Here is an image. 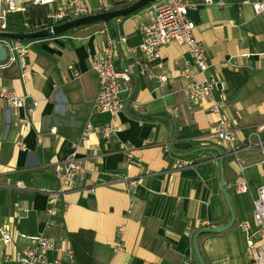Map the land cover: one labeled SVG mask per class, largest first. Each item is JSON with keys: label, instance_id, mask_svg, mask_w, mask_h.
I'll return each instance as SVG.
<instances>
[{"label": "crops", "instance_id": "obj_1", "mask_svg": "<svg viewBox=\"0 0 264 264\" xmlns=\"http://www.w3.org/2000/svg\"><path fill=\"white\" fill-rule=\"evenodd\" d=\"M98 1L82 0L95 12ZM108 1L111 8L124 2ZM191 1L197 5L188 12L193 37L204 48L208 64L203 74L178 43L161 47L159 59L129 53L141 43L140 24L153 18L150 5L116 19V25H88L22 43L0 41L10 48L23 47V63L18 51L11 50L13 60L0 66V87L24 97L27 106L37 102L26 127L16 122L25 114L22 109L0 103V228L12 237L9 246L0 240V250L12 256L6 264H17L13 257L33 246L15 232H43L54 241L56 250L47 254L48 264H198L194 233L230 218L221 176L235 223L221 234L201 236L200 253L205 264H251L247 240L257 230L252 201L264 184V166L257 164L260 151L254 145L248 148L247 138L264 124V114L256 110L264 108V63L258 56L264 53V13L255 14L244 0H224L223 7ZM15 4L29 28L44 26L58 8L57 2ZM6 13L0 6V31ZM104 28L116 40L125 38L117 46L116 69H122L123 59L126 66L133 62L122 93L124 109L115 117L92 111L99 84L90 58L103 46ZM184 67L198 80L216 82L213 99L225 96L221 117L231 123L240 148L237 156L245 161L243 172L213 133L218 116L208 110L209 101L189 102V81L179 74ZM162 75L167 77L164 82L158 80ZM87 121L91 133L80 140ZM107 125L114 132L105 139L98 131ZM258 136L264 143V131ZM250 140L255 143L257 136ZM74 144L87 169L85 178L61 198L57 226L44 230L48 193L58 189L54 167L67 159ZM182 160L190 164L181 166ZM131 180L136 181L133 187ZM242 180L248 191L239 194L235 185ZM17 182L25 190L17 189Z\"/></svg>", "mask_w": 264, "mask_h": 264}, {"label": "built area", "instance_id": "obj_2", "mask_svg": "<svg viewBox=\"0 0 264 264\" xmlns=\"http://www.w3.org/2000/svg\"><path fill=\"white\" fill-rule=\"evenodd\" d=\"M124 1L133 3L136 0ZM56 2L58 3L57 11L48 16V20L55 23L54 25L58 22L62 23L65 20H73L94 14L98 11H106L111 8V4L108 0H99L96 12L88 5L84 4L82 0H31L33 5L38 6L52 5ZM203 3L205 5H218L219 7L225 6L224 0H203ZM242 4L250 5L255 14L264 13V1L244 0ZM0 6H5L7 12L16 11L15 0H0ZM196 6L197 5L191 0H157L152 3L150 5V10L153 14V18L147 23L140 24L139 29L142 35L141 43L136 47L129 48V53L135 54L139 52L148 59H159V49L161 47L171 43H178L186 47L192 64L203 74L208 68L205 51L202 45L194 39L193 31L195 26L188 18V12L191 9H195ZM1 29H4V24L1 26ZM102 33L105 34L103 46L99 53L90 58V67L96 74L99 84L97 94L93 101L92 111L108 113L111 117H115L124 109L122 93L126 90L130 82L133 62L123 70L116 69L115 59L117 57V46L120 43H124L125 38H118L117 40L112 38L107 28H104ZM8 50L18 51V58L20 62L23 63L22 46L16 45L11 48L8 47ZM258 56L264 63V53H260ZM12 60L13 59H9L7 63ZM68 68L72 69L71 66ZM73 74L77 76L75 71ZM179 74L189 81L187 87L189 102L209 101L208 110L218 116L213 126V133L216 139L224 144L228 154L234 158L240 172H243L245 161L237 156L240 148L236 145L231 123L221 117L226 98L224 95H221L219 100H215L212 97L216 82L207 77H203L200 80L196 79L187 67L182 68ZM166 79L167 77L165 75L158 77L160 82H164ZM0 103L4 104L8 109H22L25 112L22 117L18 116L16 120L17 124L21 127L28 126V117L37 106L36 101H33L30 106H27L24 97L17 95L14 90L5 86L0 87ZM91 129V123L89 121L85 122L81 129L80 140L87 138L91 133ZM263 131L264 124L259 125L253 129L252 133H250L247 138V147L249 148L251 145H254L257 146L260 151L261 159L257 162L260 166H264V143L260 140L258 135ZM50 132L54 134L55 128H52ZM98 132L102 137L108 139L114 132V128L111 125H107L102 127ZM252 135L257 136V141L255 143H252L250 140ZM17 145L21 149H24V145L21 141H18ZM77 146V144L72 145L71 153L67 159L54 167V178L57 182L58 189L48 193V206L45 209L46 221L44 223V230L57 226V222L54 218L57 215L58 204L61 198L72 191L76 185L85 178L87 169L77 157ZM127 157L130 158L131 155L128 154ZM189 164L188 161H180L181 166H188ZM135 184L136 181H129V186L133 187ZM15 187L25 190V186L22 182H17ZM235 191L239 194L246 193L248 191L247 181L242 180L237 183L235 185ZM252 215L257 230L248 238L247 249L251 264H262L264 262V184L258 187L257 196L252 201ZM245 226V224L242 225L244 228ZM122 230L123 228L120 227L119 232H122ZM15 233L17 237L28 238L33 243L31 248L24 249L13 257V260L16 261L17 264H48L47 254L56 250L54 241L43 232L33 236H27L20 232ZM0 240L5 246H9L12 243V237L6 229L0 228ZM118 248H122L121 243L118 244ZM67 254L71 255V251L67 250ZM10 258H12V256L0 250V264H6ZM184 264L190 263L186 261Z\"/></svg>", "mask_w": 264, "mask_h": 264}, {"label": "water", "instance_id": "obj_3", "mask_svg": "<svg viewBox=\"0 0 264 264\" xmlns=\"http://www.w3.org/2000/svg\"><path fill=\"white\" fill-rule=\"evenodd\" d=\"M157 0H136L128 6L114 9L106 12L94 13L91 15H87L84 17H79L73 20H69L67 22H62L56 25H52L49 27L41 28L33 32L29 33H10L6 31H0V41H12V42H22L25 40H34V39H47L55 36H59L68 32L72 29H75L80 26L86 25H94V24H101V23H112L115 24L116 19L121 17H126L131 15L132 13L139 11L140 9L144 8L148 4H152ZM9 60V50L6 45L0 44V66L6 64ZM126 68V62L123 59L122 61V70ZM170 131L172 127L170 125ZM221 159V158H220ZM221 164V162H220ZM220 186L221 191L224 197V201L226 203L230 218L229 220L223 224L218 225L216 227H205L198 231H196L192 237V248L198 264H205L202 255L200 253V249L198 246V239L203 234H221L227 230H229L235 223V214L225 187V182L223 177L220 178Z\"/></svg>", "mask_w": 264, "mask_h": 264}, {"label": "trees", "instance_id": "obj_4", "mask_svg": "<svg viewBox=\"0 0 264 264\" xmlns=\"http://www.w3.org/2000/svg\"><path fill=\"white\" fill-rule=\"evenodd\" d=\"M130 4L131 3H127L126 1H124L123 3H119V4H117V6H113L112 8H110V9H108L106 11L114 10V9H117V8H122V7L128 6ZM149 5H151V4H148L147 6H149ZM106 11L102 10V11H98L96 13L106 12ZM64 22H67V21L65 20ZM58 23H61V22H58ZM54 24L55 23H52L50 20H47V23L44 26L40 27V28H29V27H27L25 25L24 18L22 16L21 12H19V11H10V12H7L4 15V29H3V31L10 32V33L22 34V33L33 32V31H36V30L41 29V28L52 26ZM86 26H88V25H86ZM86 26L77 27V28L72 29V30H70L68 32H65L62 35H66V34L72 33L75 30L80 29L82 27H86ZM35 40H41V39L25 40V41H22V42L35 41ZM22 42L16 41L15 43H22ZM206 235H211V234H203L201 236H206Z\"/></svg>", "mask_w": 264, "mask_h": 264}, {"label": "rangeland", "instance_id": "obj_5", "mask_svg": "<svg viewBox=\"0 0 264 264\" xmlns=\"http://www.w3.org/2000/svg\"><path fill=\"white\" fill-rule=\"evenodd\" d=\"M256 110H260L259 112H262V114H264V108L256 109ZM263 118H264V117H263Z\"/></svg>", "mask_w": 264, "mask_h": 264}]
</instances>
